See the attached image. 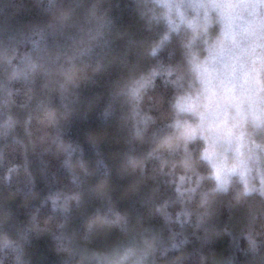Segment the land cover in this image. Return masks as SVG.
I'll return each instance as SVG.
<instances>
[{
    "label": "trees",
    "instance_id": "1",
    "mask_svg": "<svg viewBox=\"0 0 264 264\" xmlns=\"http://www.w3.org/2000/svg\"><path fill=\"white\" fill-rule=\"evenodd\" d=\"M177 3L0 0V264H102L131 236L151 264H259L264 195L219 189L177 108L221 24ZM73 58L101 65L74 92L50 71Z\"/></svg>",
    "mask_w": 264,
    "mask_h": 264
},
{
    "label": "rangeland",
    "instance_id": "2",
    "mask_svg": "<svg viewBox=\"0 0 264 264\" xmlns=\"http://www.w3.org/2000/svg\"><path fill=\"white\" fill-rule=\"evenodd\" d=\"M177 2L183 17L196 22L212 16L221 24L218 41L196 64L200 91L178 100V110L187 115L181 127L188 138L204 139L203 156L213 165L219 189L238 177L247 192L264 195V0ZM138 244L131 236L128 247L97 259L151 264L149 239Z\"/></svg>",
    "mask_w": 264,
    "mask_h": 264
},
{
    "label": "clouds",
    "instance_id": "3",
    "mask_svg": "<svg viewBox=\"0 0 264 264\" xmlns=\"http://www.w3.org/2000/svg\"><path fill=\"white\" fill-rule=\"evenodd\" d=\"M13 18H7L6 22L11 24ZM121 53H118L120 55ZM101 70V65L91 63L82 58H73L72 60L59 63L50 68L60 80L62 90L74 92L80 86L90 80ZM259 264H264V256L259 259Z\"/></svg>",
    "mask_w": 264,
    "mask_h": 264
}]
</instances>
